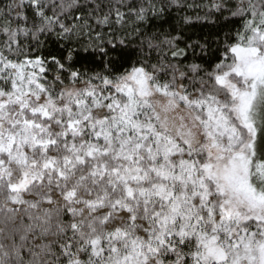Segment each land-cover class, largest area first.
I'll return each instance as SVG.
<instances>
[{
	"label": "snow or ice",
	"instance_id": "6c2138e0",
	"mask_svg": "<svg viewBox=\"0 0 264 264\" xmlns=\"http://www.w3.org/2000/svg\"><path fill=\"white\" fill-rule=\"evenodd\" d=\"M0 225V264H264V0H0Z\"/></svg>",
	"mask_w": 264,
	"mask_h": 264
},
{
	"label": "trees",
	"instance_id": "16d2710c",
	"mask_svg": "<svg viewBox=\"0 0 264 264\" xmlns=\"http://www.w3.org/2000/svg\"><path fill=\"white\" fill-rule=\"evenodd\" d=\"M196 2H197V3H200L201 0H196ZM203 2L206 3L207 0H203ZM187 14H189V15H193L194 13L191 12V11H188ZM176 16H177V14L174 12V13L172 14V17L174 18V17H176ZM173 18H169V22L174 23L175 21H174ZM157 23H158V22H157ZM164 26H165V28H167V24H165ZM214 30H215V29H212L210 25H206V26H204V27L197 26V28L195 29V31H196L197 33H199V34H206V33H208L209 31H214ZM0 226H2V225H0ZM0 242L5 243V244L9 243V241L3 239V234H0Z\"/></svg>",
	"mask_w": 264,
	"mask_h": 264
}]
</instances>
